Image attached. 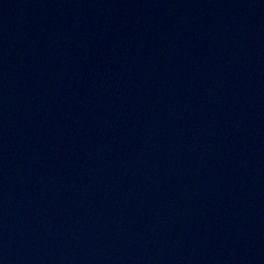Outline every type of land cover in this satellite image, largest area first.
<instances>
[{
    "label": "water",
    "instance_id": "95a60500",
    "mask_svg": "<svg viewBox=\"0 0 264 264\" xmlns=\"http://www.w3.org/2000/svg\"><path fill=\"white\" fill-rule=\"evenodd\" d=\"M0 264H264V0H0Z\"/></svg>",
    "mask_w": 264,
    "mask_h": 264
}]
</instances>
